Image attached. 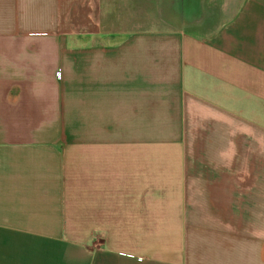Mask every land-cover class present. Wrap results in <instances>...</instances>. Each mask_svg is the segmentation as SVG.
I'll return each mask as SVG.
<instances>
[{
    "label": "crops",
    "instance_id": "1",
    "mask_svg": "<svg viewBox=\"0 0 264 264\" xmlns=\"http://www.w3.org/2000/svg\"><path fill=\"white\" fill-rule=\"evenodd\" d=\"M103 6L0 0V264H264V0Z\"/></svg>",
    "mask_w": 264,
    "mask_h": 264
},
{
    "label": "rangeland",
    "instance_id": "2",
    "mask_svg": "<svg viewBox=\"0 0 264 264\" xmlns=\"http://www.w3.org/2000/svg\"><path fill=\"white\" fill-rule=\"evenodd\" d=\"M102 8L100 17L91 15L90 21L96 20L99 25H94L102 27L104 24L102 20L111 19L115 21V25L111 26L110 30L126 29L139 24L135 22L156 26H162L166 21L174 24L191 22L202 11L201 0H104ZM73 17L75 20L72 21L73 26L68 27L64 33L78 36L82 31L79 25L80 12L74 13Z\"/></svg>",
    "mask_w": 264,
    "mask_h": 264
}]
</instances>
